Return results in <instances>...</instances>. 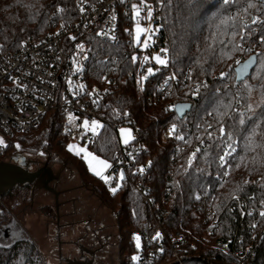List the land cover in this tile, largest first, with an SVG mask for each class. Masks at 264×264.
<instances>
[{
  "label": "trees",
  "instance_id": "1",
  "mask_svg": "<svg viewBox=\"0 0 264 264\" xmlns=\"http://www.w3.org/2000/svg\"><path fill=\"white\" fill-rule=\"evenodd\" d=\"M132 1L140 4V0ZM247 2L238 0V5L246 6ZM252 2L257 8L245 16L250 36L239 28L237 20L246 39L241 41L244 50L235 51L230 40L233 29L221 26L218 32L217 26L222 16L236 14V6L223 12L222 0H198L195 7L192 0H147L158 17L153 37L159 38V43L149 45L145 52L167 49L164 58L168 66L152 60L153 74L144 80L140 78L144 52L138 48L130 52L129 36L123 29L132 20L122 18L117 44L98 38L86 40L91 83L98 84L106 59L114 80L99 112L105 123L88 148L107 161L117 148L116 129L122 126L131 128L133 144L144 147L138 165L146 172L132 173L115 195L67 150L62 116L57 111L48 112L37 129L16 136L20 153L64 159L95 190L116 222L120 264H138L131 259L139 251L135 237H140L142 245L146 234L150 240L144 246L145 264H179L176 256L182 264H264V218L259 215L264 211V135L254 138L261 147L254 151L246 147L254 122L261 124L258 132L264 130V102L254 113L247 110L250 92L245 84L264 89V44L260 42L264 24H251L252 18L264 20V4ZM79 17L74 0H0V48L15 51L24 39L46 36L57 25L71 24ZM213 34L217 37L214 42L210 39ZM253 54L256 64L249 77L236 82L235 57L245 60ZM133 56L137 57L135 62ZM222 73L226 74L223 78ZM172 76L175 79H169ZM201 82L206 87L193 96L192 88ZM187 102L191 109L180 119L174 106ZM241 112L246 118L244 126L239 125ZM221 124L236 141V151L226 158L224 167L219 158L228 151V138L221 136ZM173 125L176 133L170 136ZM175 147L179 151L169 174V156ZM193 152L196 158L189 167ZM134 183L150 187L156 196L151 208L145 209ZM166 190H170L167 201ZM1 201L0 223L10 219L9 212L16 214L27 207L31 197L28 189L17 188ZM157 232L160 238H156ZM152 250L157 255L152 256ZM0 264L42 263L31 242L20 239L9 246L0 245Z\"/></svg>",
  "mask_w": 264,
  "mask_h": 264
},
{
  "label": "built area",
  "instance_id": "2",
  "mask_svg": "<svg viewBox=\"0 0 264 264\" xmlns=\"http://www.w3.org/2000/svg\"><path fill=\"white\" fill-rule=\"evenodd\" d=\"M74 2L79 12V20L67 25H57L53 32L46 36L24 39L15 51L5 52L0 48V140L3 141V144H0V158L7 160L11 156L20 154L21 147L16 136L37 129L50 111H57L62 116L61 131L64 137L75 139L87 147L95 143L102 130L105 120L99 112L109 94V86L114 80L108 66L110 60L106 59L102 63L103 71L98 84L91 83L87 70L88 59H82L85 55L89 57L86 40L98 38L114 44L119 43L121 20L122 18L132 20L131 7L134 2L132 0H123V2L122 0H74ZM139 5L142 15L146 17L147 9L142 4ZM152 13L151 19L154 25L158 17L153 8ZM123 29L129 36L130 52L135 53L131 23ZM97 33L102 34L97 35ZM158 43L159 38L153 37L151 44ZM81 44L84 46L83 52L78 47ZM158 55H162L163 58L165 56L162 52ZM145 56L149 57L146 63ZM74 61L82 66L83 71H76ZM151 61V54L144 52L140 66L141 80H144L143 77H148L147 69L152 68ZM241 61L243 60L240 56L234 59L235 64ZM80 85L84 87L80 88ZM159 88L163 89V86L159 85ZM148 103H151V98H148ZM69 115L73 117L71 122L68 119ZM85 120L89 121V130L83 127ZM93 120L102 125L97 128L95 135L90 130ZM119 128L115 132L117 148L107 160L111 165L105 173L111 178V184H105L109 193H111L110 187L117 186L121 173L124 175L123 185L126 179H130L132 173L141 175L146 172L144 169L141 172L142 167L138 165L144 147L133 144L132 141L125 144L122 134L118 132ZM178 151L179 148L175 147L169 156V167H167L169 174L172 173ZM133 187L145 209L151 208L156 196L150 192V187L140 183H134ZM121 188L122 186L119 191ZM169 194L170 190L164 192L166 201ZM239 204L241 205L242 202L240 201ZM149 240L146 234L137 253L138 264H145L144 246ZM151 255H157L156 250H152ZM176 258L179 264H182L177 256Z\"/></svg>",
  "mask_w": 264,
  "mask_h": 264
},
{
  "label": "flooded vegetation",
  "instance_id": "3",
  "mask_svg": "<svg viewBox=\"0 0 264 264\" xmlns=\"http://www.w3.org/2000/svg\"><path fill=\"white\" fill-rule=\"evenodd\" d=\"M20 154L32 162L29 171L39 174L24 187L31 203L16 214L9 212L10 219L0 223V245L27 239L42 264H120L116 222L70 162ZM24 225H29L34 240L26 236Z\"/></svg>",
  "mask_w": 264,
  "mask_h": 264
},
{
  "label": "snow or ice",
  "instance_id": "4",
  "mask_svg": "<svg viewBox=\"0 0 264 264\" xmlns=\"http://www.w3.org/2000/svg\"><path fill=\"white\" fill-rule=\"evenodd\" d=\"M123 2V0H122ZM261 3L264 4V0H261ZM140 4H142L144 6L145 9H147L146 12V19H148L149 21L152 18V8L151 6L147 3V0H140ZM192 5L193 7L198 6V0H192ZM222 11L226 12L228 10V8H231L233 6H236V14L235 15H227V16H222L220 18V25L217 26V30L219 32V29L221 26H223L224 28H228L231 27L233 29V31L231 32V36H230V40L232 42V47L233 50L235 51H243L244 47L241 44V41L245 40L246 37L245 35L242 34V32L238 29L236 21L239 20L241 23L239 25L240 29H243L245 31L249 32V36L251 33L249 24L245 21V16H247L249 14V11L252 9H256L257 8V4L252 2V0H248L246 6L244 5H238V0H222ZM132 10H133V14H134V18H137L141 15L140 12V8L137 4H133L132 5ZM60 11H63V9H60ZM83 11V9H82ZM251 24L253 25H258V24H264V20H261L259 17L256 18H252L251 19ZM151 29L148 27H144L142 26L139 22L136 23V27H135V37L134 40L136 43H140L141 41V37L145 36L146 39L144 40V47L147 48L148 47V41L151 39ZM102 33H97V35H101ZM221 35H227L226 32H222L220 33ZM216 34H213L210 39L214 42L216 40ZM72 39H75L74 37H72ZM113 39H115L113 37ZM262 44H264V37L261 38L260 41ZM221 43H223V41H221ZM78 47L80 48L81 52H83L84 50V46L78 45ZM209 47H211V45H209ZM168 50L167 49H161L162 53H166ZM225 55L228 56V59H232L231 55H228L227 53H225ZM83 60H87L88 56H83L82 57ZM152 60L155 61L156 64L160 65L161 67H167L168 66V60L163 58L162 55H155L151 57ZM133 62H135L137 60L136 56L132 57ZM149 60L148 56L144 57V62L146 63ZM74 63V67L76 69L77 72L83 71V68L81 65H79L78 63H76L75 61ZM237 65H239V62H236ZM148 74L151 75L153 74V68H148L147 69ZM226 74L222 73L221 76L222 78L225 76ZM106 79V77H105ZM142 79H147V77H143ZM169 79H175L174 76L169 77ZM188 79H191V77L189 76ZM19 86V85H18ZM206 87V85L203 84V82H201L200 84H196L193 88H192V95L196 96L199 94L200 92V88L201 87ZM26 87V86H24ZM84 85H80V88H83ZM186 87H189L186 85ZM245 88L249 90V92L252 91L251 86L248 84H245ZM237 102H239V98H237ZM225 107H230V105L225 106ZM183 108V106H181V109ZM169 110H173V109H169ZM247 110L248 112L254 113V109L252 104H248L247 105ZM209 115H211V113H209ZM222 115H227V113H223ZM69 122H71L73 120V117L71 115H69L68 117ZM264 123V122H262ZM246 124V118H245V114L243 112L239 113V125L244 126ZM83 127L85 128V130H89V121L85 120L83 123ZM102 127V125H100L98 123V121H91V132L95 135L96 134V130L97 128ZM209 127H211V125H209ZM261 129V124L259 123H255L254 122V126L251 129V135H249L246 139L248 141V143L246 144L247 148L252 149L253 151L255 150L256 147H261V145H257L255 144L254 138L257 135H264V130H261L260 132H258L257 130ZM121 134H122V138H123V142L125 144H128L130 141L134 140L135 137L132 135V132L130 129H121ZM219 132L221 134V136H227L228 140H227V148L228 151H226L224 153V155L220 156V161H221V167H224V164L227 162L226 158L228 156H230L232 153H234L236 151L234 144L236 143V141L233 138V134L230 132H226L225 131V127L223 124L220 125L219 128ZM176 133V125H173L172 129L170 130L169 135L172 136L173 134ZM176 138L179 140H184L185 137L182 135H176ZM209 138L211 139V134H209ZM0 144H3V141L0 140ZM17 147H19V145H17ZM69 151L74 152L76 155H84L85 160L88 163V167L89 170L93 172V174L97 177H99L101 180L104 181L105 184H111V178L107 175H105V171L111 167V165L106 161V160H100L97 159V157L93 156L92 153L88 152L87 149H83V148H79L77 146H73V145H69ZM197 152L199 151V149L196 150ZM41 155H43V153H41ZM196 158V152L192 153L191 158L188 161L189 167L191 166L193 160ZM93 161H95L96 165H99V167L94 166ZM141 172H143V168L140 169ZM225 175H227V173H225ZM124 180V175L123 173L120 174L119 176V180L117 181V186H112L109 188V190L111 191V193L113 195H115L118 191L119 188L122 186V181ZM249 183V181H245V184ZM221 187H223V185H221ZM242 189H238V191H240ZM199 198V197H197ZM233 199H239L238 195H233ZM218 207V205H217ZM259 215L264 218V211H261L259 213ZM253 227H255V225H253ZM161 234L159 232L156 233V238H160ZM137 243H136V247L140 248V237L136 236L135 237ZM162 251V249H161ZM133 261H137L139 259V257L137 256H133L131 258Z\"/></svg>",
  "mask_w": 264,
  "mask_h": 264
},
{
  "label": "water",
  "instance_id": "5",
  "mask_svg": "<svg viewBox=\"0 0 264 264\" xmlns=\"http://www.w3.org/2000/svg\"><path fill=\"white\" fill-rule=\"evenodd\" d=\"M261 2V0H259ZM256 64V55H251L234 67L235 81L241 82L249 77ZM181 106L183 108L181 109ZM191 109V103H179L174 106L178 118H182ZM31 161L21 154L11 156L8 161H0V198L16 188L31 185L37 179L38 171H29ZM50 173V171H48Z\"/></svg>",
  "mask_w": 264,
  "mask_h": 264
},
{
  "label": "rangeland",
  "instance_id": "6",
  "mask_svg": "<svg viewBox=\"0 0 264 264\" xmlns=\"http://www.w3.org/2000/svg\"><path fill=\"white\" fill-rule=\"evenodd\" d=\"M133 4H137V3L134 2V3H132V5H133ZM137 5L139 6V8H140V12H141V5H139V4H137ZM131 14H132L131 29H132V43H133V46H134L135 48H138V49L142 50V52H145V50L147 49V48L144 47V40L146 39V37H145V36H142V37H141V41H140V43H136L135 40H134V37H135V27H136V23L139 22L142 26H144V27H148V28L151 29V33H150V35H151V39L148 41V46H149V45L152 43L153 36L157 33V31H156V29H155V27H154V25H153V20L151 19V20L149 21L148 19H146V17H144V15H142V12H141V15H140L139 17L134 18V14H133L132 7H131ZM143 54H144V53H143ZM155 55H158V53L155 52V51H151V57H152V56H155ZM251 89H252V91H251L250 94H249V97H250L249 104H252L253 109L255 110L257 107H259V106L264 102V89H262L261 87H252V86H251ZM121 129H130V127H128V126H122V127H120L119 130H118L119 134H121V131H120ZM130 130H131V129H130ZM66 139H67V150H68V151H69V145H73V146H77V147H79V148L87 149V151L90 152V153H92L93 156L97 157V159L105 160V159H103V158L97 156V155H96L92 150H90L85 144H80V143H79L78 141H76L75 139H69V138H66ZM69 152H70L73 156H75V157L81 159V160L84 162V164H85L86 168L88 169V171H89L90 173L93 174V172L89 170L88 163H87V161L85 160L83 154H81V155H76V154H75L74 152H72V151H69ZM93 164H94V166L99 167V165H96L95 161H93ZM106 171H107V170H106ZM106 171H105V173H106ZM105 173H104V174H105ZM93 175H94V174H93ZM96 177H97V176H96ZM98 178H99V177H98ZM99 179H100V178H99ZM101 181H103V180H101ZM103 182H104V181H103ZM109 218H110V217H109ZM111 222H112V221H111ZM31 225H32V227L34 226V224H31ZM24 226H25V229H26L27 233L30 235V236H29L27 233H25L26 236H27V237H30L32 240H34V238H33V236H32V233H31V230H30V228H29V225H28V226H27V225H24ZM36 242H37V241H36ZM135 242L137 243L136 239H135ZM139 249H140V248H139Z\"/></svg>",
  "mask_w": 264,
  "mask_h": 264
}]
</instances>
